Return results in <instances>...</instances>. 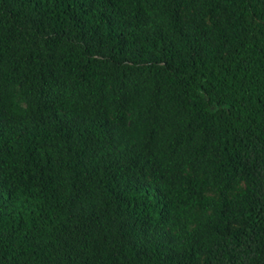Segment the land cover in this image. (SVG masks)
Masks as SVG:
<instances>
[{
    "label": "trees",
    "instance_id": "1",
    "mask_svg": "<svg viewBox=\"0 0 264 264\" xmlns=\"http://www.w3.org/2000/svg\"><path fill=\"white\" fill-rule=\"evenodd\" d=\"M0 264H264V0H0Z\"/></svg>",
    "mask_w": 264,
    "mask_h": 264
}]
</instances>
